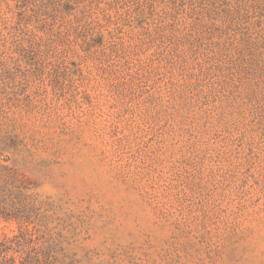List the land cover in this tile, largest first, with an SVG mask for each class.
<instances>
[{
    "label": "rangeland",
    "instance_id": "rangeland-1",
    "mask_svg": "<svg viewBox=\"0 0 264 264\" xmlns=\"http://www.w3.org/2000/svg\"><path fill=\"white\" fill-rule=\"evenodd\" d=\"M19 227L54 264H264V0H0Z\"/></svg>",
    "mask_w": 264,
    "mask_h": 264
},
{
    "label": "trees",
    "instance_id": "trees-1",
    "mask_svg": "<svg viewBox=\"0 0 264 264\" xmlns=\"http://www.w3.org/2000/svg\"><path fill=\"white\" fill-rule=\"evenodd\" d=\"M30 209L32 210V208ZM30 209L25 212L27 216H7L8 212L5 208L1 213L4 219L22 217L20 218L21 225L33 221L29 216ZM31 235L20 227L11 236L0 235V264H54L49 248L44 247L42 244V248L39 250L38 245H36L39 238Z\"/></svg>",
    "mask_w": 264,
    "mask_h": 264
}]
</instances>
